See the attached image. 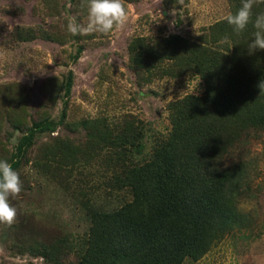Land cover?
<instances>
[{"label": "rangeland", "instance_id": "rangeland-1", "mask_svg": "<svg viewBox=\"0 0 264 264\" xmlns=\"http://www.w3.org/2000/svg\"><path fill=\"white\" fill-rule=\"evenodd\" d=\"M123 2L129 20L122 28L109 35L73 36L66 26L73 19L85 22L87 0H0V160L16 150L32 119L57 122L54 131L34 135L15 169L23 187L10 200L17 209L15 223L0 224V264L75 261L86 246L91 211L115 210L132 199L128 188L110 181L123 167L114 148L91 149L83 158L81 150L91 143L82 121H97L113 132L126 122L138 127L137 143L122 154L127 164L143 163L169 137V103L204 92V81L191 71L179 76L158 69L149 76L135 73L128 47L138 36L178 33L196 39L230 13V1ZM17 26L43 28L57 37L20 41L13 35ZM78 47L82 51L75 57ZM69 71L67 94L61 86ZM11 115L22 121L23 130H14ZM57 141L74 146L80 157L76 166L44 160L46 148ZM238 162L242 187L234 215L206 252L196 259L187 256L182 264H264V132L241 142L225 158L226 165Z\"/></svg>", "mask_w": 264, "mask_h": 264}, {"label": "trees", "instance_id": "trees-1", "mask_svg": "<svg viewBox=\"0 0 264 264\" xmlns=\"http://www.w3.org/2000/svg\"><path fill=\"white\" fill-rule=\"evenodd\" d=\"M229 1L230 13L235 14L242 0ZM252 12V21L238 34L223 18L196 39L172 33L131 41L129 58L135 73L149 76L158 69L179 76L191 71L204 81V92L169 103V137L143 163L127 164L122 154L137 143L138 127L126 122L113 132L97 121H82L91 143L81 150L83 158L101 147L114 148L123 167L110 181L128 188L132 199L115 210L91 211L84 252L68 264H182L185 257L196 259L206 252L232 218L243 168L239 162L226 165L225 158L238 144L264 132V93L258 87L264 81V50L249 54L247 48L264 4L254 5ZM13 35L20 41L57 37L31 26H17ZM81 51L78 47L75 57ZM71 84L69 71L61 86L65 93ZM9 120L14 130H23L19 118L11 115ZM56 125L44 117L32 119L6 161L18 169L34 135L54 131ZM44 157L49 165L74 167L80 162L74 146L62 141L49 145Z\"/></svg>", "mask_w": 264, "mask_h": 264}, {"label": "clouds", "instance_id": "clouds-1", "mask_svg": "<svg viewBox=\"0 0 264 264\" xmlns=\"http://www.w3.org/2000/svg\"><path fill=\"white\" fill-rule=\"evenodd\" d=\"M183 4V0H177ZM264 4V0H242V6L235 14L229 13L224 19L233 26L238 34L252 21L254 5ZM129 20L128 10L123 0H87V16L84 23L70 20L66 31L73 35H109L115 29L122 28ZM256 29L254 38L248 43L249 54L264 50V13H259L253 22ZM199 35V33H196ZM260 93H264V81L258 85ZM20 174L6 160H0V224L12 226L17 218V209L11 199L17 198L22 191Z\"/></svg>", "mask_w": 264, "mask_h": 264}]
</instances>
